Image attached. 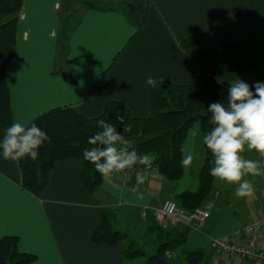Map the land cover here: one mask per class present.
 <instances>
[{
    "label": "crops",
    "instance_id": "obj_1",
    "mask_svg": "<svg viewBox=\"0 0 264 264\" xmlns=\"http://www.w3.org/2000/svg\"><path fill=\"white\" fill-rule=\"evenodd\" d=\"M114 6L104 11L81 9L65 57L72 70L71 83L52 73L60 1L23 0L16 52L6 70L12 122L30 121L65 105L91 119L100 116L110 101L123 104L134 118H147L148 76L190 86L203 100L219 95L235 78L250 86L264 82V41L241 55L206 64L193 50L185 53L178 47L191 32L209 42L235 40L240 30L232 32L225 22L236 15L263 22L264 0H128V6ZM131 6L137 10L128 14ZM202 141L197 129L187 132L182 159L191 156L192 160L182 165L177 181L166 180L155 169H127L104 177L95 196L82 184L83 165L78 159L58 161L49 172L46 188L33 196L21 188L17 162L0 158V238L17 237L19 251L36 256L31 264H131L125 261L123 244L93 243L91 234L100 224L101 213L115 211L116 228L128 234L126 228L117 227L120 220L125 226L130 222L146 225V211L153 213L164 200L195 190L204 159ZM243 155L264 166V157L254 152ZM246 178L254 191L244 198L235 196L234 186L213 179L216 195L210 201L209 218L203 225L189 227L188 244L203 249L209 264H255L218 254L211 247L218 239L242 242L238 232L264 218V171ZM260 248L264 251V236Z\"/></svg>",
    "mask_w": 264,
    "mask_h": 264
},
{
    "label": "trees",
    "instance_id": "obj_2",
    "mask_svg": "<svg viewBox=\"0 0 264 264\" xmlns=\"http://www.w3.org/2000/svg\"><path fill=\"white\" fill-rule=\"evenodd\" d=\"M59 1V27L52 73L72 83V70L67 67L65 57L68 54L70 36L80 23L78 8L111 10L115 7L114 2L124 7L128 6V0ZM22 3L23 0H0V133L12 123L13 118L6 70L16 52V31ZM136 10L137 6H131L128 8V14ZM225 25L232 32L245 29L251 36L241 41L209 42L201 34L191 32L184 40L178 42V47L185 53L193 50L201 63L206 64L232 55H241L264 41V22H250L245 16L236 15L226 21ZM115 60L116 58L109 69ZM102 79L103 77L85 101ZM227 88L228 85L223 87L219 95L203 100L190 86L175 85L168 81L158 82V85L151 87L149 91L150 116L143 119L134 118L123 104L116 101L107 102L103 113L91 119L70 105L49 109L30 120L41 127L50 139L39 149L36 161L27 158L16 161L21 188L33 196L40 195L48 184L50 170L58 161L78 159L83 165L80 177L82 184L89 194L95 196L104 176L84 160L83 149L88 147V137L98 129L99 120L110 121L118 127L121 125L126 141L124 147L130 151L135 150L140 155H148L150 168L157 170L166 180L175 182L182 175V143L187 132L197 129L203 138L211 130L210 122L201 119L200 115L207 111L210 104L223 100L227 95ZM203 148L204 159L196 174L195 190L184 191L173 199L185 212L209 207L210 201L216 195L213 178L209 174L212 157L204 144ZM145 166L147 165L136 164L129 170H142ZM145 221V235L149 238L150 251L137 245L131 235L116 228L117 214L112 210H104L101 213L100 224L92 231L91 239L97 245L123 244L126 262L144 258L143 264H209L203 249L188 244L189 226L178 224L162 229L156 224L151 211H146ZM17 245V237L0 238V264H31L36 261L35 255L20 252Z\"/></svg>",
    "mask_w": 264,
    "mask_h": 264
},
{
    "label": "clouds",
    "instance_id": "obj_3",
    "mask_svg": "<svg viewBox=\"0 0 264 264\" xmlns=\"http://www.w3.org/2000/svg\"><path fill=\"white\" fill-rule=\"evenodd\" d=\"M158 82L163 79L148 76L145 80L149 87H156ZM203 115L212 125L202 141L212 157L210 176L234 186L237 198L252 196L254 188L246 177L260 175L264 166L243 154L254 152L264 157V82L250 86L240 78L229 81L224 99L210 104ZM97 125L98 129L88 137L83 158L101 176L121 173L136 164H150L148 155L124 147L126 141L117 124L99 120ZM49 139L36 123L14 120L0 133V158L12 162L25 158L36 161L39 149ZM191 160V156H186L181 163L187 166Z\"/></svg>",
    "mask_w": 264,
    "mask_h": 264
},
{
    "label": "built area",
    "instance_id": "obj_4",
    "mask_svg": "<svg viewBox=\"0 0 264 264\" xmlns=\"http://www.w3.org/2000/svg\"><path fill=\"white\" fill-rule=\"evenodd\" d=\"M151 169L150 165L144 170ZM210 208L196 209L193 212H185L173 199H166L154 210L153 216L156 224L162 228L176 226L178 224L191 226L203 225L209 218ZM264 218L258 219L246 225L238 237L242 242L233 243L229 239H218L211 243L212 249L218 254L237 256L240 259H250L255 264L264 262V251L260 248V242L264 236Z\"/></svg>",
    "mask_w": 264,
    "mask_h": 264
},
{
    "label": "rangeland",
    "instance_id": "obj_5",
    "mask_svg": "<svg viewBox=\"0 0 264 264\" xmlns=\"http://www.w3.org/2000/svg\"><path fill=\"white\" fill-rule=\"evenodd\" d=\"M75 1H78V0H75ZM115 4H118V3L114 2V5ZM76 6L79 7L77 3H76ZM118 6L120 8L123 7L120 4H118ZM78 9H80L81 11L80 7ZM249 36H251V33L249 31L245 29H241L239 32L236 33L235 40L241 41V40L246 39ZM117 227L119 229L126 228L127 230H129V234H131V237L136 241L137 245H139L140 247H144L146 250H149V251L151 250V246L149 244V238L148 236L145 235L146 225H143L142 223L130 222V224L125 226L124 222L120 220V222L117 224ZM144 261H145L144 258H139V259H135L134 261H132L131 264H143Z\"/></svg>",
    "mask_w": 264,
    "mask_h": 264
},
{
    "label": "water",
    "instance_id": "obj_6",
    "mask_svg": "<svg viewBox=\"0 0 264 264\" xmlns=\"http://www.w3.org/2000/svg\"><path fill=\"white\" fill-rule=\"evenodd\" d=\"M204 113H202L201 115H200V118L201 119H207L204 115H203ZM210 115V114H209ZM118 131H120L121 133H122V127H121V125L118 127ZM123 135V134H122Z\"/></svg>",
    "mask_w": 264,
    "mask_h": 264
}]
</instances>
